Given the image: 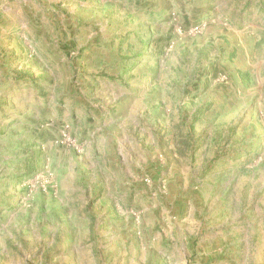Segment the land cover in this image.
<instances>
[{
    "label": "rangeland",
    "instance_id": "rangeland-1",
    "mask_svg": "<svg viewBox=\"0 0 264 264\" xmlns=\"http://www.w3.org/2000/svg\"><path fill=\"white\" fill-rule=\"evenodd\" d=\"M0 264H264V0H0Z\"/></svg>",
    "mask_w": 264,
    "mask_h": 264
}]
</instances>
